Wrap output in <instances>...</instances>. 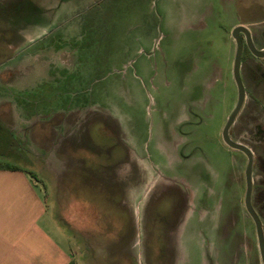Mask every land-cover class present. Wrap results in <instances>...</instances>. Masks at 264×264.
<instances>
[{"label":"rangeland","instance_id":"374dc122","mask_svg":"<svg viewBox=\"0 0 264 264\" xmlns=\"http://www.w3.org/2000/svg\"><path fill=\"white\" fill-rule=\"evenodd\" d=\"M238 25L263 49L264 0H0V162L32 172L81 264H262L222 138ZM244 54L230 137L258 156L264 227V58Z\"/></svg>","mask_w":264,"mask_h":264},{"label":"crops","instance_id":"0c3cea01","mask_svg":"<svg viewBox=\"0 0 264 264\" xmlns=\"http://www.w3.org/2000/svg\"><path fill=\"white\" fill-rule=\"evenodd\" d=\"M5 134L0 130V136ZM21 168L0 167V264H81L75 244L72 251L58 221L49 219L44 188Z\"/></svg>","mask_w":264,"mask_h":264},{"label":"water","instance_id":"95a60500","mask_svg":"<svg viewBox=\"0 0 264 264\" xmlns=\"http://www.w3.org/2000/svg\"><path fill=\"white\" fill-rule=\"evenodd\" d=\"M241 34L244 35L246 44L248 48L250 49V51L256 57L264 58V48L258 49L254 45L250 30L244 25L236 26L232 33V36L236 41V52H235L234 64H233V76H234L237 89H238V98H237V103L235 105V108L230 114L223 128L222 138L229 147L240 150L244 152L247 156L248 161H247V166L245 170V178H246L245 206L249 214L252 216L254 223H255L260 255L262 259V264H264V228H263V223L260 218V215L254 209L253 204H252V190H253L252 173H253V164H254L253 152L246 144L242 142L234 141L230 137V128L233 125L236 117L240 113L242 106L245 102V98H246L245 85L243 83L242 74H241L242 53H243V47H244V40Z\"/></svg>","mask_w":264,"mask_h":264},{"label":"flooded vegetation","instance_id":"af4514ba","mask_svg":"<svg viewBox=\"0 0 264 264\" xmlns=\"http://www.w3.org/2000/svg\"><path fill=\"white\" fill-rule=\"evenodd\" d=\"M241 36H242V38H243V40H244V47H243V53H242V60H243V58L245 57V54H244V49L245 48H247L248 49V51L249 52H251L250 51V49L248 48V46H247V44H246V41H245V37H244V35L243 34H241ZM251 36H252V40H253V43H255L256 41H255V38H254V35L253 34H251ZM251 55H254L252 52H251ZM255 56V55H254ZM256 57V56H255ZM237 118V117H236ZM232 127V126H231ZM259 128H261L260 126H259ZM231 129V128H230ZM263 131V130H262ZM261 132V130H259V133ZM258 134V133H257ZM257 134H255V135H257ZM249 147V146H248ZM250 148V147H249ZM251 149V148H250ZM252 150V149H251ZM242 152V151H241ZM252 152H253V156H254V151L252 150ZM244 153V152H243ZM245 154V153H244ZM246 155V154H245ZM258 159V156L256 157V156H254V163H255V159ZM253 166H254V164H253ZM252 177H253V173H252ZM253 184H254V178H253ZM252 194H253V190H252ZM252 204H253V202H252ZM260 204V203H259ZM263 201L261 202V205L263 206ZM253 207H254V204H253ZM255 209V208H254ZM256 210V209H255ZM263 211V210H262ZM258 213V212H257ZM259 215H260V213H258ZM260 218H261V215H260Z\"/></svg>","mask_w":264,"mask_h":264},{"label":"trees","instance_id":"16d2710c","mask_svg":"<svg viewBox=\"0 0 264 264\" xmlns=\"http://www.w3.org/2000/svg\"><path fill=\"white\" fill-rule=\"evenodd\" d=\"M0 167L8 168V169H22L20 166L13 164V163H9V162H0ZM30 173L32 174V172Z\"/></svg>","mask_w":264,"mask_h":264}]
</instances>
